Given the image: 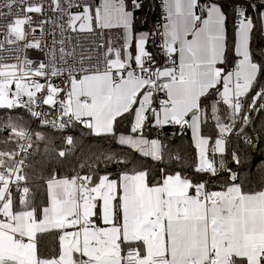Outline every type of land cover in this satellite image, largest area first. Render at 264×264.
<instances>
[{
    "label": "snow or ice",
    "instance_id": "snow-or-ice-1",
    "mask_svg": "<svg viewBox=\"0 0 264 264\" xmlns=\"http://www.w3.org/2000/svg\"><path fill=\"white\" fill-rule=\"evenodd\" d=\"M254 113L264 0H0V264H264Z\"/></svg>",
    "mask_w": 264,
    "mask_h": 264
},
{
    "label": "trees",
    "instance_id": "trees-1",
    "mask_svg": "<svg viewBox=\"0 0 264 264\" xmlns=\"http://www.w3.org/2000/svg\"><path fill=\"white\" fill-rule=\"evenodd\" d=\"M154 18V17H153ZM253 120L255 121V125L249 127L248 135L251 139L254 136H258L259 142L257 145V149L255 152L252 151L251 145L241 144V158L244 163L253 171H256L261 164H264V132L260 130V124L264 121V114L254 113ZM169 133L173 130L171 128L166 129ZM190 142L189 132H186L183 135L181 140H178L177 143H183L184 145H188Z\"/></svg>",
    "mask_w": 264,
    "mask_h": 264
},
{
    "label": "water",
    "instance_id": "water-1",
    "mask_svg": "<svg viewBox=\"0 0 264 264\" xmlns=\"http://www.w3.org/2000/svg\"><path fill=\"white\" fill-rule=\"evenodd\" d=\"M258 142H259V138L258 136H254L253 138V142H252V145H251V148H252V151L255 152L256 149H257V145H258Z\"/></svg>",
    "mask_w": 264,
    "mask_h": 264
},
{
    "label": "built area",
    "instance_id": "built-area-1",
    "mask_svg": "<svg viewBox=\"0 0 264 264\" xmlns=\"http://www.w3.org/2000/svg\"><path fill=\"white\" fill-rule=\"evenodd\" d=\"M33 55H35V53H33ZM251 139V138H250ZM253 139H251V143L247 144V145H252Z\"/></svg>",
    "mask_w": 264,
    "mask_h": 264
},
{
    "label": "crops",
    "instance_id": "crops-1",
    "mask_svg": "<svg viewBox=\"0 0 264 264\" xmlns=\"http://www.w3.org/2000/svg\"><path fill=\"white\" fill-rule=\"evenodd\" d=\"M188 132H189V137H191V132H190V130H188Z\"/></svg>",
    "mask_w": 264,
    "mask_h": 264
}]
</instances>
